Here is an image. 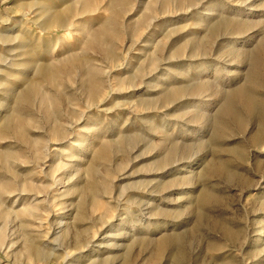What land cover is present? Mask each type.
Wrapping results in <instances>:
<instances>
[{
    "label": "rangeland",
    "instance_id": "obj_1",
    "mask_svg": "<svg viewBox=\"0 0 264 264\" xmlns=\"http://www.w3.org/2000/svg\"><path fill=\"white\" fill-rule=\"evenodd\" d=\"M63 263L264 264V0H0V264Z\"/></svg>",
    "mask_w": 264,
    "mask_h": 264
},
{
    "label": "bare ground",
    "instance_id": "obj_2",
    "mask_svg": "<svg viewBox=\"0 0 264 264\" xmlns=\"http://www.w3.org/2000/svg\"><path fill=\"white\" fill-rule=\"evenodd\" d=\"M41 14V12H39V13H35V15H40ZM62 23V21H60V19H56V20H54V21H52V22H50L49 20L47 21V22H45V24H44V26L46 27V25H52V26H54V27H59L60 26V28H62L61 27V24ZM95 238V237H94ZM93 238V239H94ZM84 247H87V246H84ZM83 247V248H84ZM28 250L32 253V254H34V256L36 257V259L38 260V262H42V260L46 257V256H48L49 257V255H51V252H49L48 250H45V249H39V248H37L36 246H30V248H28ZM67 254V253H66ZM65 254V257H64V260H68L69 259V255H66ZM47 257V258H48ZM51 257V256H50ZM44 260H46V258L44 259ZM64 264V263H63Z\"/></svg>",
    "mask_w": 264,
    "mask_h": 264
}]
</instances>
